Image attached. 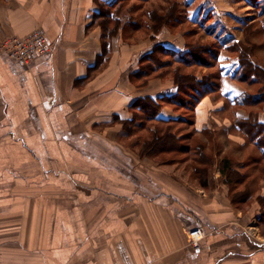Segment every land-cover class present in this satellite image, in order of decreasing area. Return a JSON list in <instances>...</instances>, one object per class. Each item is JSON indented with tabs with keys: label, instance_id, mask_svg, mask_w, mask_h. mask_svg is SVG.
<instances>
[{
	"label": "crops",
	"instance_id": "1",
	"mask_svg": "<svg viewBox=\"0 0 264 264\" xmlns=\"http://www.w3.org/2000/svg\"><path fill=\"white\" fill-rule=\"evenodd\" d=\"M111 1L0 0V40L40 30L51 45L28 65L0 52V264H264V177L244 198L219 169L225 143L238 145L241 174L247 156L264 170V147L217 114L221 101L207 95L197 105L198 128L221 129V156L204 185L122 140L135 98L176 89L159 77L138 85L131 74L139 58L156 43L184 49L185 40L166 27L136 39L121 24L102 59L95 13ZM253 19L264 26V7ZM159 114L177 116L167 105ZM250 179L256 174L243 184ZM198 225L204 237L192 248L188 230Z\"/></svg>",
	"mask_w": 264,
	"mask_h": 264
},
{
	"label": "trees",
	"instance_id": "2",
	"mask_svg": "<svg viewBox=\"0 0 264 264\" xmlns=\"http://www.w3.org/2000/svg\"><path fill=\"white\" fill-rule=\"evenodd\" d=\"M135 1L144 2L147 0H134V2ZM133 3L129 4V0H112L108 5L103 3L99 5V11L95 13V16L100 17L98 22L102 25L103 31L102 59L104 58V53L108 51L107 45L110 43L113 34L116 33L121 24L127 26L132 35L135 36V33L139 31L142 33L148 30L158 32L162 27L171 28L177 26L183 21V18L187 21L185 16L180 15L183 13V8L179 0H171V3L167 4L168 6L166 7L161 5L155 8L141 6L143 14L140 18L142 19L136 16V12L140 7L137 6V3ZM143 7L147 8L144 9ZM158 8L161 10L159 15L155 14L153 10ZM210 11V9L206 11L202 20H204L206 15H209ZM107 23L109 24V28ZM250 26L253 27L254 30L252 35L253 39L258 33H262L264 36V26H258L255 22H252V25L249 24L246 28ZM244 31L246 32L245 26ZM231 39L233 38L231 37L229 40ZM213 41L212 43H210V41L207 42L205 50H200L201 47H198L197 43L193 42V44H190L191 42L188 40L187 42L185 41L184 49H177L162 43H156L150 51L144 53L139 58L138 68L131 74V78H133L138 85H145L151 78L162 77L154 70V67H160L157 66L158 64L163 66V64H160L163 62L162 57H169L175 65L179 66L181 64H199L200 59L198 53H207L210 55L209 58L212 60V65L215 67V72L210 78L195 76L194 82H191L187 78L179 76V71H177L179 67L173 66L174 70L177 71V73H175L176 76L171 80V85L176 87L175 91L169 94L165 93L159 97L157 96V98H154L152 95H144L135 98L130 105L133 114L132 118L130 120H124L123 122V127H129L131 130H124L126 131L125 133L128 132L126 135H131V132L141 129L151 128L155 130V134L151 135L150 138L143 141H133V146L136 150H139L140 156H147L149 158L161 151L158 150L160 145H171L173 143L175 145L174 139L168 135L172 132H166V130H164L160 135L159 129L149 125L148 122L150 120L165 125L166 127H172L171 125L174 124L186 125L187 127L185 126L184 129H186L187 134L191 136L188 139L197 138L199 140V142L196 141L193 144L195 148H193L191 151L193 154H189V157L193 162L191 164L193 165L192 170L197 175L202 185H204L207 180V173L213 164L214 158L212 157V153L209 158H207L205 154V149L208 147L209 139L212 135L211 130L205 127L198 128L195 121L197 105L205 96L213 94L212 97H214L215 101H221V105L216 109L217 114L222 118L233 117L234 121L232 128L235 129V127H238L239 131L247 137V140L256 143L257 147H264V124L258 121V111L264 106V68L255 60L254 43L249 44L252 48L248 51L243 47L246 42L243 43L241 40L233 39L230 44L220 39H213ZM222 47L224 50H227V52L236 55L234 56L237 59L235 64L237 66L236 68L231 69V67H225L222 64L221 58H218ZM164 74H166V72ZM226 79L232 80L243 87L240 94L232 99H229L228 96L223 94L227 82ZM187 91L188 93H186ZM164 105L169 106L172 111L177 113V116H161L159 113ZM239 108H244L246 110V117H239L237 115ZM184 111L189 114L185 115ZM166 127L164 129H166ZM214 133L217 132L215 131ZM158 142L160 143L156 146L155 144ZM192 143V141L189 142V144ZM238 148V145L234 144L232 152H236ZM235 161L237 160L230 158V155H225L220 159L219 169L221 173L226 176L224 181L230 188L236 190L243 188L242 191L245 194L244 198H247L252 192V186L251 183L247 185L243 184L248 174L245 172L241 174L233 167V163H236ZM238 163L241 164L240 166L244 167L243 161H239ZM232 199L234 200V197Z\"/></svg>",
	"mask_w": 264,
	"mask_h": 264
},
{
	"label": "rangeland",
	"instance_id": "3",
	"mask_svg": "<svg viewBox=\"0 0 264 264\" xmlns=\"http://www.w3.org/2000/svg\"><path fill=\"white\" fill-rule=\"evenodd\" d=\"M165 1V2H164ZM212 1V2H211ZM258 2L256 3L255 0H195L194 5L188 6L187 2L188 0H179L181 3L180 5L183 8V13H181V16H185L187 21L182 19L183 21L177 25L173 26L171 28H168L171 34H175V32H180L181 35L183 36L184 40L187 42L190 41V44L197 43L198 47L200 46V50H205V47L207 46V42L210 41V43L214 42L213 39L215 40H225L227 44L231 43V40H241L243 43L246 42V44L243 46L245 47L248 51L252 47L249 45L250 43H254V53H255V58L257 61L259 60L264 64V36L262 33L256 34L257 36L253 39V27H248L246 28L247 25H252V22H255L253 18H256V14H259L261 8L264 7V0L260 1L257 0ZM134 0H129V4H132ZM205 2V3H204ZM134 3H137V6L140 7V9L136 12V16L139 19L143 14L141 6H148L149 8H155L158 5L161 6H168L167 4L171 3V0H147L144 2L141 1H135ZM133 3V4H134ZM213 4V6H212ZM144 8V7H143ZM147 8V7H146ZM144 8V9H146ZM181 8V9H182ZM143 9V10H144ZM211 10L209 15H206V17L203 19L205 13L207 10ZM154 13L159 15V12L161 10L158 9H153ZM193 12V13H192ZM192 13V16L190 17V14ZM192 19V20H191ZM192 22V24L190 23ZM245 23V24H244ZM259 26V22L257 24ZM196 26V27H195ZM244 26L246 29V32L244 31ZM170 27V26H169ZM194 29V30H191ZM219 29H221L222 33L224 31H231L233 33V39L229 40L231 37L226 38L225 36L219 34ZM146 33L142 32H137L135 33V38H141L145 36ZM246 36V39H245ZM153 39V37H151ZM230 56H229V55ZM200 63H193V64H188V65H175L173 61L170 60L169 57H162L163 62L157 65L160 66L159 68L154 67V70L158 72L159 76H162L160 79L163 81H171L173 80L175 73L179 71V76H182L184 78H187L191 82H194L195 76L201 77L204 76L203 78H210L214 72H215V67L212 65V60L209 58V54L205 53H198ZM225 56L228 58L229 61H221L224 66L231 67V69L236 68V56L233 53L227 52V50H224L222 47L220 50V56L218 58H222ZM229 56V57H228ZM160 62V61H159ZM147 66V65H145ZM174 67H179L177 71L174 70ZM235 66V67H234ZM155 72V73H156ZM166 72V74H164ZM226 84L224 87L223 94L225 96H236L238 95L243 87L232 81V80H227L226 79ZM188 93V91L186 92ZM213 94H211V97ZM214 98V97H213ZM214 100V99H213ZM185 115H188L189 113L184 111ZM149 125L155 126L156 129L160 130V135L162 134L161 132L166 130V132L170 131L172 132L171 134H168L171 138L174 139V143L171 145H160L158 147V150H161L157 153H155L151 159H155L158 163L160 164H166V166L175 172H178L181 174L182 172L184 174L193 172L192 168L193 165H191L193 162L191 161V158L189 157V154H193L191 151L195 146L193 145L196 141L199 142L197 138L194 139H188L191 137L190 135L187 134V131L185 126L179 125V124H174L171 125L172 127H166L165 125H161L159 123H155L154 121H149ZM166 127V129H164ZM187 127V126H186ZM131 131L129 127L123 128V135H126V131ZM219 131V130H217ZM155 130L148 128V129H141L138 131H133L131 132V135L125 136L122 138L123 141L126 140H137V141H143L145 139H148L151 137V135L155 134ZM212 136L214 138H212ZM220 136V135H219ZM168 137V136H167ZM209 144L208 147L205 149V154L206 157L209 158V156L212 153V157H214L215 153H218V155L221 156L220 154V148H221V138L218 137L217 133H214L211 135V138L209 139ZM192 141V144H189V142ZM155 144L156 146L159 144ZM227 148L225 150L226 155H230V158L233 160H238L237 156L233 155L234 152H232L234 144L230 143L227 144ZM137 150V154H139ZM191 152V153H190ZM140 156V154H139ZM147 157V156H146ZM250 156H247L245 160V164H247V167L242 168V172L247 173L248 175H254L256 174L257 179L253 180L250 179L247 181V184L251 183V188L252 190L258 191L261 188V181L258 180L259 178L262 179L264 170L260 168V170H257L255 167L251 166V160H249ZM154 160V161H155ZM237 163V161H235ZM17 166V165H16ZM262 167V166H261ZM182 169V170H180ZM187 175V174H186ZM197 176V175H195ZM247 187V186H246ZM239 190H236V193H238ZM235 193V194H236ZM247 204H242L240 205L247 207ZM239 206V205H237ZM252 230V228H251Z\"/></svg>",
	"mask_w": 264,
	"mask_h": 264
},
{
	"label": "built area",
	"instance_id": "4",
	"mask_svg": "<svg viewBox=\"0 0 264 264\" xmlns=\"http://www.w3.org/2000/svg\"><path fill=\"white\" fill-rule=\"evenodd\" d=\"M51 51V45L46 35L40 30H34L25 36H5L0 40V52L6 56L17 60L21 64L28 65L38 56H46ZM204 229L201 226H195L188 230L189 245L192 248H198L204 237ZM109 264H124L114 261ZM140 264H151L146 261Z\"/></svg>",
	"mask_w": 264,
	"mask_h": 264
}]
</instances>
